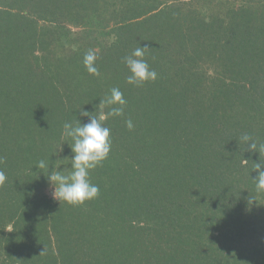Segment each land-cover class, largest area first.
<instances>
[{
	"label": "trees",
	"instance_id": "16d2710c",
	"mask_svg": "<svg viewBox=\"0 0 264 264\" xmlns=\"http://www.w3.org/2000/svg\"><path fill=\"white\" fill-rule=\"evenodd\" d=\"M139 45L158 77L134 86ZM113 87L127 105L105 121L99 196L61 203L35 165L70 158L63 124ZM244 133L264 142V0H0V264H264Z\"/></svg>",
	"mask_w": 264,
	"mask_h": 264
},
{
	"label": "clouds",
	"instance_id": "9594fccd",
	"mask_svg": "<svg viewBox=\"0 0 264 264\" xmlns=\"http://www.w3.org/2000/svg\"><path fill=\"white\" fill-rule=\"evenodd\" d=\"M148 47L138 46L130 55L123 57L122 62L126 65L129 75L126 82L130 85L141 86L148 81H155L158 73L151 68L148 61L144 59ZM98 59L97 53L89 49L83 57V64L87 72L93 76H100V71L96 66ZM127 100L124 98L123 92L118 87L110 89L109 94H105L97 105L100 108L98 115H93L81 109L80 115L88 117L87 123H82L77 118L74 122H65L63 124L62 138H71L73 143L70 146L73 155L68 158H59V152L53 153L58 158L57 163L50 164L44 159L39 160L35 167L40 170H47V181L52 188V197L55 200L66 202L70 205H82L85 201L95 199L99 196L100 188L93 184L91 180V171L102 164L109 156L112 141L111 129L105 125L108 117L123 116ZM107 108L108 111L104 112ZM129 129L133 128V123L129 119L126 121ZM240 142L247 145L246 151L250 154L258 153V160L253 161V170L257 175L253 179L255 181L256 192H264V160L260 157L264 154V142L256 140L252 135L244 133L239 138ZM70 160V168H60L61 162L65 159ZM51 159V158H50ZM53 160V159H51ZM248 159L244 160L247 163ZM2 162V158H0ZM44 173V171H41ZM45 174V173H44ZM7 180V175L3 169H0V185ZM256 199L250 196L248 203L251 205ZM11 232V226L8 229Z\"/></svg>",
	"mask_w": 264,
	"mask_h": 264
},
{
	"label": "rangeland",
	"instance_id": "374dc122",
	"mask_svg": "<svg viewBox=\"0 0 264 264\" xmlns=\"http://www.w3.org/2000/svg\"><path fill=\"white\" fill-rule=\"evenodd\" d=\"M72 31H79V28L78 27H74L72 26L71 27ZM45 193L48 194L49 196H52V188L50 187V185L45 189Z\"/></svg>",
	"mask_w": 264,
	"mask_h": 264
}]
</instances>
